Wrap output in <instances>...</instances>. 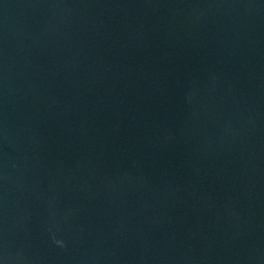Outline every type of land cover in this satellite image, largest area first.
Returning <instances> with one entry per match:
<instances>
[{
	"label": "water",
	"instance_id": "95a60500",
	"mask_svg": "<svg viewBox=\"0 0 264 264\" xmlns=\"http://www.w3.org/2000/svg\"><path fill=\"white\" fill-rule=\"evenodd\" d=\"M0 264H264V0H0Z\"/></svg>",
	"mask_w": 264,
	"mask_h": 264
}]
</instances>
